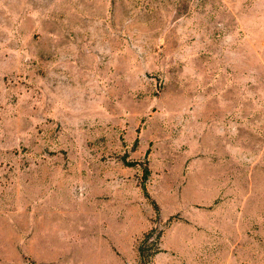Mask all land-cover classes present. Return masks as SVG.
<instances>
[{
	"label": "rangeland",
	"instance_id": "rangeland-1",
	"mask_svg": "<svg viewBox=\"0 0 264 264\" xmlns=\"http://www.w3.org/2000/svg\"><path fill=\"white\" fill-rule=\"evenodd\" d=\"M151 228V264H264V0H0V264Z\"/></svg>",
	"mask_w": 264,
	"mask_h": 264
},
{
	"label": "trees",
	"instance_id": "trees-1",
	"mask_svg": "<svg viewBox=\"0 0 264 264\" xmlns=\"http://www.w3.org/2000/svg\"><path fill=\"white\" fill-rule=\"evenodd\" d=\"M154 230L151 228L150 230H148L143 237L140 239L139 244H138V264H144L145 262L147 264H151V258L154 254L158 253L161 249L158 246L160 243V237H161V232H159L156 235V240H155V249L151 252L148 253V247H146L148 240L151 238L152 234H153ZM153 244V245H154Z\"/></svg>",
	"mask_w": 264,
	"mask_h": 264
}]
</instances>
